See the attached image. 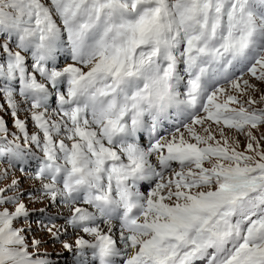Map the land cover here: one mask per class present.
Listing matches in <instances>:
<instances>
[{"label":"snow or ice","instance_id":"1","mask_svg":"<svg viewBox=\"0 0 264 264\" xmlns=\"http://www.w3.org/2000/svg\"><path fill=\"white\" fill-rule=\"evenodd\" d=\"M261 86L264 0H0V180L71 264H264ZM18 185L0 264H54Z\"/></svg>","mask_w":264,"mask_h":264},{"label":"rangeland","instance_id":"2","mask_svg":"<svg viewBox=\"0 0 264 264\" xmlns=\"http://www.w3.org/2000/svg\"><path fill=\"white\" fill-rule=\"evenodd\" d=\"M264 87V86H261ZM257 98L259 94H254ZM264 105H257V107H262ZM18 116L20 119L25 120L27 122L28 131L29 133H32L34 131V126L32 125L30 115L26 110H21L18 113ZM0 118H3L8 126L9 133L15 132V129L13 127V118L10 114V110H8L6 103L3 100V97L0 96ZM32 128V129H31ZM32 130V131H31ZM260 133H264V126H262L259 130V132H256L257 136L260 135ZM8 139L11 140L12 136L9 135ZM241 141V149L243 150L244 145L246 143L244 137H239ZM264 144V142H262ZM2 158H0V170L7 167L6 164L1 163ZM17 179L19 181V191L23 193L22 199L24 202L28 205L29 209H36L37 211L34 212L31 219L33 221L32 223V229L33 234L41 240L42 246L39 249L40 252L48 253L50 254L51 259L53 260L54 264H70V252L66 251L63 248V241L68 240L69 242L74 241V236L71 234V230L69 229V234L67 236L62 237L60 241H54L50 235L42 230L40 224L36 223L37 220H41L46 222L50 217H60V219H57L58 224H63L64 220L63 217L67 216L68 210L66 208H63L59 205H50L48 201L44 200L40 203L32 204L28 200V196L26 195L28 192H35L36 189L40 187V182L35 180L32 176H25V174L20 173L17 171V169H11L8 171V176L6 179L0 180V188L5 187V185L9 184L12 179ZM11 194V193H9ZM12 206H9L11 208ZM45 208L46 211L41 214L39 213L38 209ZM66 214V215H65Z\"/></svg>","mask_w":264,"mask_h":264},{"label":"bare ground","instance_id":"3","mask_svg":"<svg viewBox=\"0 0 264 264\" xmlns=\"http://www.w3.org/2000/svg\"><path fill=\"white\" fill-rule=\"evenodd\" d=\"M32 129V128H31ZM32 131V130H31ZM33 132V131H32ZM31 134V133H30ZM68 215V214H67Z\"/></svg>","mask_w":264,"mask_h":264}]
</instances>
